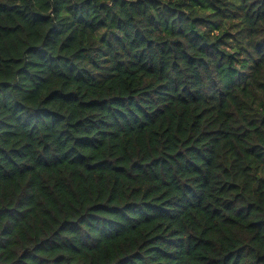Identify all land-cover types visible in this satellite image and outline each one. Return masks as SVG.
<instances>
[{
	"label": "trees",
	"instance_id": "16d2710c",
	"mask_svg": "<svg viewBox=\"0 0 264 264\" xmlns=\"http://www.w3.org/2000/svg\"><path fill=\"white\" fill-rule=\"evenodd\" d=\"M0 264H264V0H0Z\"/></svg>",
	"mask_w": 264,
	"mask_h": 264
}]
</instances>
